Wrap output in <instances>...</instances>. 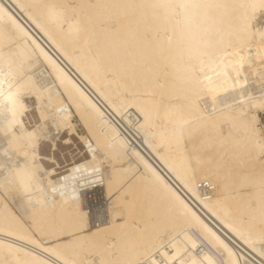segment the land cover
I'll list each match as a JSON object with an SVG mask.
<instances>
[{"label":"bare ground","instance_id":"1","mask_svg":"<svg viewBox=\"0 0 264 264\" xmlns=\"http://www.w3.org/2000/svg\"><path fill=\"white\" fill-rule=\"evenodd\" d=\"M263 20L0 0V264H264ZM65 132L90 159L58 177L40 146Z\"/></svg>","mask_w":264,"mask_h":264},{"label":"rangeland","instance_id":"2","mask_svg":"<svg viewBox=\"0 0 264 264\" xmlns=\"http://www.w3.org/2000/svg\"><path fill=\"white\" fill-rule=\"evenodd\" d=\"M263 23H264V20H263ZM27 103L29 106H32V108H31L32 112L28 113L29 116L26 118V122H27L28 126H33L38 122V118H37L35 110H34V101H27ZM29 118H30V120H29ZM260 120H261L262 128L264 130V114H260ZM67 135H68V133L65 132L64 137ZM71 138H72L73 142L69 146H65L60 142L58 144V150L55 152V159H56L57 163L59 164V166L56 164H49V165L46 164V166H48V167L54 166L57 169V176L58 177H61V176H64V175L70 173V169L72 167H74L75 164L77 165L79 162L84 163L90 159L87 148H85L83 146L84 142H82V140L77 136H72ZM60 141L62 142V140H60ZM41 153L43 155H46V156H48L50 154L49 146L47 145V142L43 143Z\"/></svg>","mask_w":264,"mask_h":264},{"label":"crops","instance_id":"3","mask_svg":"<svg viewBox=\"0 0 264 264\" xmlns=\"http://www.w3.org/2000/svg\"><path fill=\"white\" fill-rule=\"evenodd\" d=\"M65 134V133H64ZM64 134L62 135V137L57 141V143H56V146H54V144L53 143H51V142H47V145L49 146V151H50V154L48 155V156H46V155H43L42 153H41V149H42V147H43V144L40 146V154H41V157H42V161H43V164L45 165V167L46 168H48V169H51V168H54V169H56L54 166H50V167H48V166H46V164L47 165H49V164H56V165H58L59 166V164L57 163V161H56V159H55V152L58 150V144H59V142L60 143H62L63 145H65V146H69V145H71V144H66L64 141H65V139H67V137H68V135L67 136H65L64 137ZM64 137V138H63ZM60 140H62V142L60 141ZM73 142V141H72ZM81 142V141H80ZM82 143V142H81ZM83 144V143H82ZM83 146L86 148V146L83 144ZM55 147V148H54ZM53 160V161H52ZM83 162H79L78 164H82ZM76 165V164H75ZM57 170V169H56Z\"/></svg>","mask_w":264,"mask_h":264}]
</instances>
